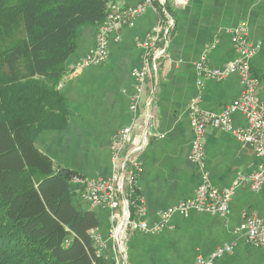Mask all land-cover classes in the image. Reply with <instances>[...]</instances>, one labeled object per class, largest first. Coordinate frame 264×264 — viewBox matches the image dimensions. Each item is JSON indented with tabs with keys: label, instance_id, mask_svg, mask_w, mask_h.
Returning a JSON list of instances; mask_svg holds the SVG:
<instances>
[{
	"label": "crops",
	"instance_id": "crops-1",
	"mask_svg": "<svg viewBox=\"0 0 264 264\" xmlns=\"http://www.w3.org/2000/svg\"><path fill=\"white\" fill-rule=\"evenodd\" d=\"M140 0H107L108 6H134ZM174 21L169 43L157 61L156 74L145 81L135 112L129 110L134 95L131 71L141 65L137 40L162 19L157 10H148L132 28L120 32V40L109 42L108 60L98 66L75 69V63L94 46L97 27L84 25L75 33V51L66 63L57 91L63 98L67 123L60 129L41 131L34 139L36 149L48 157L55 170H66L83 178H109L121 172L128 161L141 165L133 193L125 192L136 217L139 201L144 207L143 221L158 222V213L176 203L191 199L200 181L199 168L190 163L188 153L192 132L187 105L198 93L204 112L220 114L240 96L237 74L220 80H205L196 87L195 63L207 47V66L222 70L238 58L230 31L244 26L247 39L259 49L250 61V74L259 82L257 97L264 103V3L261 0H189L185 7L167 3ZM246 124L244 116H232L234 128ZM124 127L131 128V142L113 150L114 137ZM146 144L141 152L144 133ZM205 165L210 183L218 189L230 188L238 177L254 172L261 160L255 152L230 133L208 129L205 135ZM131 168V167H130ZM135 191V192H134ZM75 206L93 211L100 226L94 230L99 253L112 264H195L198 256L207 258L222 246L232 251L213 264H264V249L246 243L238 232L244 216L264 221V185L258 192L238 186L226 217L189 212L172 215L164 229L147 234L127 229L117 243L109 231L117 224L120 210L92 208L73 193ZM116 259V262H115Z\"/></svg>",
	"mask_w": 264,
	"mask_h": 264
},
{
	"label": "trees",
	"instance_id": "trees-1",
	"mask_svg": "<svg viewBox=\"0 0 264 264\" xmlns=\"http://www.w3.org/2000/svg\"><path fill=\"white\" fill-rule=\"evenodd\" d=\"M107 11V0H0V264H112L91 236L97 215L74 204L76 175L34 146L66 125L57 86L75 33Z\"/></svg>",
	"mask_w": 264,
	"mask_h": 264
},
{
	"label": "built area",
	"instance_id": "built-area-1",
	"mask_svg": "<svg viewBox=\"0 0 264 264\" xmlns=\"http://www.w3.org/2000/svg\"><path fill=\"white\" fill-rule=\"evenodd\" d=\"M176 7H185L189 0H140L134 6L117 5L108 6L104 21L97 27L96 39L93 48L75 63V69L81 70L89 66L104 64L109 57V42L113 37L115 42L120 40V32L126 28H132L135 21L148 10H157L162 19L159 23L142 35L136 43L141 51V65L131 71L134 81V95L129 107L135 112L142 87L149 74H156L157 61L165 56L169 36L174 26V21L168 13V2ZM264 3V0H261ZM231 43L238 53V58L229 62L222 70H212L207 66V52L214 45L207 47L195 63L197 75L196 87L200 89L205 80H220L230 74H237L240 78V96L232 103L225 106L220 114L204 112L201 109L202 96L196 94L187 105V117L192 132V140L188 153L190 163L199 168L200 181L191 199L183 200L174 206L158 213V222L148 226L143 221L145 210L139 201L136 206V217L132 218L127 201L125 186L131 188L137 183L141 172L140 163L135 160L128 161L129 165L123 166L121 172L113 174L109 178H83L74 176L72 184L79 192L83 201L92 208H105L112 211L120 210L116 226L109 231L110 238L120 241L122 233L127 229L138 230L147 234H157L162 231L169 218L178 214L185 217L189 212L205 213L226 217L229 214V206L238 186L246 185L253 192H258L264 185V103L257 97L259 82L250 74V61L259 49L258 45L251 44L247 39V31L244 26H238L231 30ZM240 113L244 116L246 124L243 127L234 128L232 116ZM208 129L230 133L242 144L249 146L255 155L261 160L257 169L246 177H238L230 188L218 189L209 180L205 165V135ZM147 133H144L142 144L134 150V154L141 152L146 144ZM131 142V128L124 127L114 137L113 150L119 151ZM131 167V168H130ZM238 232L244 237L246 243L254 248L264 249V221L256 216H244ZM91 236L95 246L97 238L94 231ZM232 251L231 246H222L214 250L207 258L198 256L195 264H213L214 260ZM99 253V250H98ZM100 254V253H99ZM116 262V259H115Z\"/></svg>",
	"mask_w": 264,
	"mask_h": 264
}]
</instances>
